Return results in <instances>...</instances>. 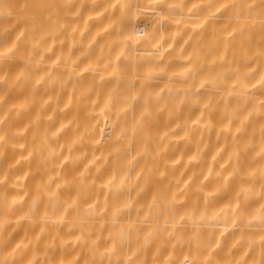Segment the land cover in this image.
Returning <instances> with one entry per match:
<instances>
[{"label":"clouds","instance_id":"clouds-1","mask_svg":"<svg viewBox=\"0 0 264 264\" xmlns=\"http://www.w3.org/2000/svg\"><path fill=\"white\" fill-rule=\"evenodd\" d=\"M0 264H264V0H0Z\"/></svg>","mask_w":264,"mask_h":264}]
</instances>
